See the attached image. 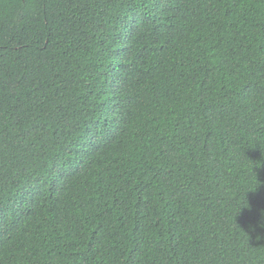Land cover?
Segmentation results:
<instances>
[{"label": "trees", "instance_id": "trees-1", "mask_svg": "<svg viewBox=\"0 0 264 264\" xmlns=\"http://www.w3.org/2000/svg\"><path fill=\"white\" fill-rule=\"evenodd\" d=\"M0 264H264V0H0Z\"/></svg>", "mask_w": 264, "mask_h": 264}]
</instances>
